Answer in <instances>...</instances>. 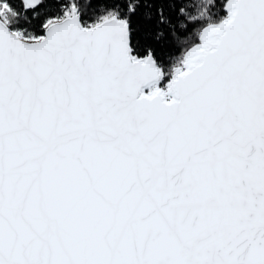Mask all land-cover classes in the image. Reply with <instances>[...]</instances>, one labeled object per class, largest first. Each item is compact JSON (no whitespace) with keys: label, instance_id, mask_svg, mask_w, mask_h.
Returning <instances> with one entry per match:
<instances>
[{"label":"snow or ice","instance_id":"6c2138e0","mask_svg":"<svg viewBox=\"0 0 264 264\" xmlns=\"http://www.w3.org/2000/svg\"><path fill=\"white\" fill-rule=\"evenodd\" d=\"M0 264H264V0H0Z\"/></svg>","mask_w":264,"mask_h":264}]
</instances>
